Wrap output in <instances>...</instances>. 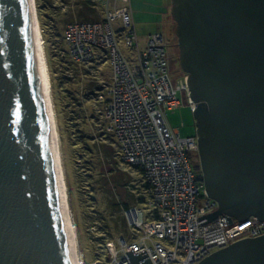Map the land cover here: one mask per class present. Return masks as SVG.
I'll return each mask as SVG.
<instances>
[{"label": "water", "instance_id": "obj_1", "mask_svg": "<svg viewBox=\"0 0 264 264\" xmlns=\"http://www.w3.org/2000/svg\"><path fill=\"white\" fill-rule=\"evenodd\" d=\"M204 195L264 221V0H170ZM146 250L131 264H152ZM0 264H71L27 0H0ZM196 264H264V233Z\"/></svg>", "mask_w": 264, "mask_h": 264}, {"label": "built area", "instance_id": "obj_2", "mask_svg": "<svg viewBox=\"0 0 264 264\" xmlns=\"http://www.w3.org/2000/svg\"><path fill=\"white\" fill-rule=\"evenodd\" d=\"M120 1L126 0H100L101 20L70 22L63 33L74 61H108L111 73L99 93L103 116L118 141L120 160L142 171L151 188L147 205L158 213L145 220L141 208L126 209L136 234L118 238V248L106 243L112 254L107 264H131L126 256L131 249H145L152 264H196L217 248L264 233V221L248 216L230 217L228 223L227 214L208 223L197 219L217 205L204 195L203 180L192 168L196 137L180 135L166 118V111L180 104L178 91L187 92L186 76L172 83L163 35L154 32L140 46L131 7Z\"/></svg>", "mask_w": 264, "mask_h": 264}, {"label": "rangeland", "instance_id": "obj_3", "mask_svg": "<svg viewBox=\"0 0 264 264\" xmlns=\"http://www.w3.org/2000/svg\"><path fill=\"white\" fill-rule=\"evenodd\" d=\"M54 1L57 2V0ZM124 2L129 4L131 7L135 32L140 46H143L147 36L154 32H159L163 35L168 71L172 83L175 84L176 80L185 75V72L180 68L178 62L177 37L174 32L175 21L170 14V0H126L120 1L119 4H123ZM100 3L101 2L97 3L95 10L96 15L101 19L104 15V11L103 6ZM63 8H67V6H64ZM40 28L41 33L43 34L41 25ZM43 37L44 35H42V41L45 48L47 67L51 80V93L58 123L67 199L71 215L78 227V251L81 254L84 264H107L112 257V254L108 250L106 244L103 246L100 238L107 240V237L109 239V235L100 229L101 227L98 228L100 224L99 215H93L91 219L88 217L90 214H94L95 211L102 212L107 206V195L102 194L101 191H97V193H95L92 188L94 180L102 174L100 164L103 163L102 158H104V156L101 152H96L94 157L96 161L94 163H91V161L88 162L91 157L88 156L85 149L83 151V141L74 136V133H76L74 126L71 127L68 123H66L65 119L76 114L79 111L78 104H81L82 107L86 109V113H88L87 131L91 134L88 135L86 140H95L96 142H103V140H107L111 142L110 139H104L103 135H100L102 132H105L104 123L102 124V120L104 119L103 109L105 100L99 97V93L102 91L103 83L110 76L111 70L108 61H105L103 58H97L96 60H92L88 63L76 64L79 68L78 70L81 72L82 83L74 90L81 89V91L79 90V93L72 91L75 96L69 95L67 97V101L63 102L62 106L59 105L60 108L65 110L59 114L57 109L58 101L56 102L53 92L54 88L52 81L54 73L50 64V54L48 48L50 47L54 50V53L58 51L56 47H54L55 44L49 45L48 47ZM123 50L127 54L131 53L129 49L124 48ZM56 62L58 66V59H56ZM73 64L75 65V63ZM64 74L65 76L72 77L74 72L64 71L63 76ZM72 87L76 86L73 85ZM178 97L180 99V104L177 107L166 111L167 121L173 129H176L179 132L180 135L194 136L196 135V126L192 108L187 100V92L185 90L178 91ZM111 144L114 152L110 160L116 171L123 172V175L125 177L127 176L126 190L134 197H149L151 192H148L149 188L145 185L146 180L141 170L127 164L126 162H122L118 156V143L114 141ZM190 159L195 174L197 175L198 173H201L200 166L197 167L199 165L198 152L195 151L190 153ZM122 195L124 194H119L118 200H120L119 197ZM134 204H136V202H134ZM137 206H144L142 212L143 218L145 219L146 217H144V215H146V212L148 211V209L145 208V204H137ZM106 217H108L111 222L112 218L120 217H123L126 221V232L116 230L112 231L113 238H111L112 240L110 239V241H113V244L117 248L118 238L123 237L126 240H130L128 239L129 236L134 237L136 234L137 229H134V225H130V219L122 207L115 206V209L110 210L108 216ZM92 238H97L99 240H95L98 242L96 245L91 242ZM107 254L109 255V260L106 259Z\"/></svg>", "mask_w": 264, "mask_h": 264}, {"label": "trees", "instance_id": "obj_4", "mask_svg": "<svg viewBox=\"0 0 264 264\" xmlns=\"http://www.w3.org/2000/svg\"><path fill=\"white\" fill-rule=\"evenodd\" d=\"M99 2L100 0H57V2H55L54 0H35L37 16L39 24L43 29L42 35H44L43 38L47 43L46 45H48L49 47V45L55 44L54 47H56L58 51L54 53V50H52L50 47L48 48L50 54V64L53 68L54 73L52 81L54 88L53 92L56 102L58 101L57 109L59 114L65 111L60 108L59 105L62 106V103L67 101V97L69 95H74L72 91L79 93L81 89H74L82 83L81 72L78 70L79 68L76 65L82 62L74 61L69 55L67 44L64 40L63 35L65 26L73 21L101 20L103 17L100 19L96 15L95 10V7ZM64 6H67V8H63ZM56 59H58V66L56 64ZM73 63H75V65ZM64 71H73L74 74L72 77L65 76V74L63 76ZM73 85H75L76 87H72ZM78 108L79 111L76 114L65 119L66 123H68L71 127L74 126V129L76 131V133H74V136L77 139H81L83 141V151L85 149L88 156L91 157L88 162L91 161V163H94L96 161L94 158L96 152H101L104 156V158H102L103 163L100 164V170L102 174L94 180L92 188L95 193H97V191H101L102 194L107 195V206L102 212L95 211L94 214H90V216L88 217L91 219L93 215H99L100 224L98 228L101 227L100 229H102L109 235V239L107 237V240L104 238H100L101 243H103V246H105L106 242L113 238V230L126 232V221L125 219H123V217L112 218V222L108 217H106L108 216L110 210L115 209V206H120L124 210L131 207H138L143 209L144 206L139 207L137 206V204L140 205L144 203L145 208L148 209L146 215H144V217H146L145 220H154L156 217H158V213L156 210L148 207L147 205L151 194L147 198H144L143 196L134 197L132 194H129V192L126 190L127 176L125 177L123 175V172L116 171L114 166L112 165L110 159L113 155L114 150L111 143L114 141L118 143V141L114 133L107 128V120L105 119V117L103 116L104 119L102 120V124L104 123L105 132H102L100 135H103L104 139H110L111 142L107 140H103V142H96L95 140L87 141L86 138L88 137V135H91L87 131L88 113H86V109L83 108L81 104H78ZM134 167L138 168L137 166ZM197 167H199V165ZM197 178L199 180L202 179L201 173L197 174ZM145 185L147 188H149L148 192H151V188L148 182H146ZM119 194H124L119 197L120 200H118ZM134 202H136V204H134ZM129 238L132 237L129 236ZM95 240L99 241L97 238L91 239V242L94 245L98 243ZM106 259L109 260L108 254Z\"/></svg>", "mask_w": 264, "mask_h": 264}, {"label": "bare ground", "instance_id": "obj_5", "mask_svg": "<svg viewBox=\"0 0 264 264\" xmlns=\"http://www.w3.org/2000/svg\"><path fill=\"white\" fill-rule=\"evenodd\" d=\"M28 11L30 15L33 43L40 79L41 90L45 103V111L47 117V126L49 133V141L53 159V166L59 196V203L62 215L63 226L65 229L68 252L71 264H84L81 254L78 251L77 241V224L75 223L70 206L67 199L65 176L63 171V164L60 150V138L58 133L57 117L54 109V103L51 93V80L47 67V60L45 55V48L42 41L41 28L37 16L35 0H27ZM132 221V219H130Z\"/></svg>", "mask_w": 264, "mask_h": 264}]
</instances>
